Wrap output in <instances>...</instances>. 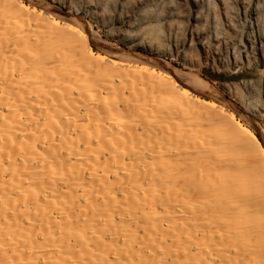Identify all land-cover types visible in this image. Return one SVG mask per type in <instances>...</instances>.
<instances>
[{
  "label": "bare ground",
  "instance_id": "bare-ground-1",
  "mask_svg": "<svg viewBox=\"0 0 264 264\" xmlns=\"http://www.w3.org/2000/svg\"><path fill=\"white\" fill-rule=\"evenodd\" d=\"M137 2L0 0V264H264V77L193 73L264 68V0Z\"/></svg>",
  "mask_w": 264,
  "mask_h": 264
},
{
  "label": "rangeland",
  "instance_id": "rangeland-1",
  "mask_svg": "<svg viewBox=\"0 0 264 264\" xmlns=\"http://www.w3.org/2000/svg\"><path fill=\"white\" fill-rule=\"evenodd\" d=\"M198 63H200V61H198L197 64ZM196 68L198 69L194 70L193 73L201 80L205 81L208 87L212 90L211 97L202 98V100L211 101L212 103L214 102V104H218V106L222 105L225 107L226 105V108H228V110L235 115L237 121H239L240 118L238 115L240 113H244V109L242 107L243 105H241L239 99L240 97H237V92L234 89L242 82L259 81L264 77L263 67L254 68L252 71L243 72L239 75L234 73L230 74L220 69L212 71L208 64L205 65V62L203 61H201ZM227 89H231V91H228ZM255 121L261 129L257 127V129H254L253 132H256L255 135L260 138L258 132L260 131L259 133L264 134V124L261 123V121H264V114H262L261 117L257 118ZM239 122H241V119ZM247 128L253 130L250 126H247Z\"/></svg>",
  "mask_w": 264,
  "mask_h": 264
},
{
  "label": "snow or ice",
  "instance_id": "snow-or-ice-1",
  "mask_svg": "<svg viewBox=\"0 0 264 264\" xmlns=\"http://www.w3.org/2000/svg\"><path fill=\"white\" fill-rule=\"evenodd\" d=\"M49 2H50V0H49ZM123 3H124V0H117V8ZM81 6L83 7L84 5H81ZM137 7L138 8L144 7V5L139 3V0H138ZM146 13H147L146 15L140 17V23L142 25H147L149 27L157 25L158 24L157 17L153 14V10L147 9ZM261 111H264V108H262ZM233 119H235V117H233ZM261 123L264 124V121H261ZM245 131H247V130H245ZM258 134H259V132H258Z\"/></svg>",
  "mask_w": 264,
  "mask_h": 264
}]
</instances>
